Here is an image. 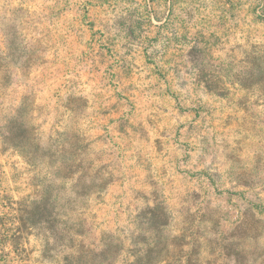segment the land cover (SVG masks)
<instances>
[{"label":"rangeland","instance_id":"1","mask_svg":"<svg viewBox=\"0 0 264 264\" xmlns=\"http://www.w3.org/2000/svg\"><path fill=\"white\" fill-rule=\"evenodd\" d=\"M0 264H264V0H0Z\"/></svg>","mask_w":264,"mask_h":264}]
</instances>
